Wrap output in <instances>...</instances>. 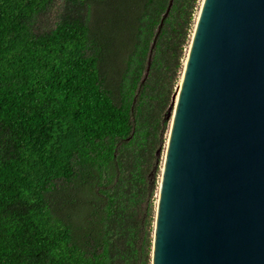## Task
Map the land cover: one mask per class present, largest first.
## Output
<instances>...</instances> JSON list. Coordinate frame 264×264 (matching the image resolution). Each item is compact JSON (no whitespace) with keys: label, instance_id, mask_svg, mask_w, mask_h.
<instances>
[{"label":"trees","instance_id":"obj_1","mask_svg":"<svg viewBox=\"0 0 264 264\" xmlns=\"http://www.w3.org/2000/svg\"><path fill=\"white\" fill-rule=\"evenodd\" d=\"M199 1L0 0V264H151Z\"/></svg>","mask_w":264,"mask_h":264},{"label":"water","instance_id":"obj_2","mask_svg":"<svg viewBox=\"0 0 264 264\" xmlns=\"http://www.w3.org/2000/svg\"><path fill=\"white\" fill-rule=\"evenodd\" d=\"M179 81L151 264H264V0H202Z\"/></svg>","mask_w":264,"mask_h":264},{"label":"rangeland","instance_id":"obj_3","mask_svg":"<svg viewBox=\"0 0 264 264\" xmlns=\"http://www.w3.org/2000/svg\"><path fill=\"white\" fill-rule=\"evenodd\" d=\"M201 2H202V0L199 1L198 9L196 10V13H195V21H196V17H197V14H198V11H199ZM52 15H53V12L50 13V16H52ZM194 25H195V22H194ZM171 116H172V113H171ZM170 123H171V118H170V120L168 122L167 130H166V133H165V141H164L163 149H162L161 156H160L159 171H158L157 176H156V189H155V192L153 194V206H154V210L156 209V203H157V198H158L159 182H160V177H161V170H162V165H163V160H164V154H165V149H166V142H167V136H168V132H169V128H170ZM154 213H155V211H154ZM154 217H155V214H154Z\"/></svg>","mask_w":264,"mask_h":264},{"label":"bare ground","instance_id":"obj_4","mask_svg":"<svg viewBox=\"0 0 264 264\" xmlns=\"http://www.w3.org/2000/svg\"><path fill=\"white\" fill-rule=\"evenodd\" d=\"M179 85H180V81H179V84L177 85V89H176V97H177V94H178Z\"/></svg>","mask_w":264,"mask_h":264}]
</instances>
